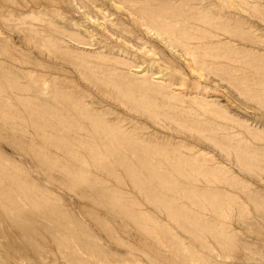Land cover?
Here are the masks:
<instances>
[{
	"label": "rangeland",
	"instance_id": "obj_1",
	"mask_svg": "<svg viewBox=\"0 0 264 264\" xmlns=\"http://www.w3.org/2000/svg\"><path fill=\"white\" fill-rule=\"evenodd\" d=\"M139 1L138 14L145 10L161 15L163 24L187 34L186 44L197 61L213 65L209 75L197 79L187 57L149 31L123 0H0V72H10L21 87L45 89L39 92L32 87L18 101L0 84V170L17 180L0 175L4 192L0 203L16 204L22 212H13L12 224L0 204V261L72 264L69 259L77 255L80 264H264V172L240 169L246 163L264 166V0H245L250 6L258 5V14L227 13L217 0ZM197 4L214 13L226 12L228 19L197 14L193 10ZM226 30L233 34H225ZM218 41L229 44L217 47ZM101 56L109 60H100ZM104 68L127 73L129 81L108 80L122 85L130 97L104 89ZM224 69L234 70L222 73ZM162 82L166 95H176V100L163 98L151 86ZM148 83L151 87L144 88ZM245 87L253 92L247 95ZM72 104H78L77 111L69 107ZM80 112L130 134L134 139L125 150L155 148L160 155L149 151L144 158L131 155L125 161L132 168L128 171L122 157L116 162L107 153V146L95 142L92 148L100 155L87 154L86 144L91 147L101 133L80 120ZM60 116L82 122L80 132L86 136L80 143L77 129L61 123ZM195 131L219 138L216 143L224 152L214 141L196 140ZM226 151L232 154L225 157ZM143 160L159 168L177 189L160 188L144 171ZM188 164L199 172L189 175ZM176 166H186L187 171L179 174ZM19 187L38 193L49 205L41 212L31 208L15 191ZM6 197L14 204L5 203ZM211 200L223 208L211 206ZM162 201L180 207L200 226L221 231L224 238L218 241L196 226L201 233L198 239L170 218ZM26 215L35 218L28 216L29 221ZM46 219L55 220V225ZM16 223L29 226L30 231H18ZM52 226L55 231H47ZM53 231L65 251L63 258L50 242ZM32 240L46 241L49 255L34 258ZM7 241L15 256L4 248ZM68 247L75 248L72 254Z\"/></svg>",
	"mask_w": 264,
	"mask_h": 264
},
{
	"label": "bare ground",
	"instance_id": "obj_2",
	"mask_svg": "<svg viewBox=\"0 0 264 264\" xmlns=\"http://www.w3.org/2000/svg\"><path fill=\"white\" fill-rule=\"evenodd\" d=\"M124 1V3L129 7V11L130 12H132V13H137L138 14V6H139V4H140V1L138 0H123ZM217 1H220L221 3H222V8H224L226 11H227V13H230V12H241V13H253V14H258L259 13V11H258V5L257 4H255V3H253V5H248V2L247 1H245V0H217ZM255 5V6H254ZM193 10L194 11H196L197 12V14H203V13H210V14H212L213 15V20H217V21H222V20H226V19H228L225 15V13L226 12H222L221 10L220 11H216L215 13L213 12V11H211L210 10V8L209 7H207L206 5H203V4H197L196 5V7H194L193 8ZM141 11V10H140ZM139 15V17H140V19H141V21H142V24L149 30V31H151V32H153L158 38H160L162 41H164L165 43H166V45L171 49V50H173V49H179L182 53H183V55L185 56V57H187V61H188V67H190L191 69H192V72H194L195 73V75H196V78L197 79H201L202 77H203V75L204 74H208L209 75V70L210 69H212V67H213V65H211V64H207V63H205V62H199V61H197V58L195 57V54H194V52H193V50L190 48V47H188L187 45L188 44H186V42L188 41V37H187V34L185 33V32H183V31H180V30H177V31H175L174 30V28L173 29H171V25L170 24H168V23H166V24H163V22L164 21H162L161 20V15L160 16H158V15H156V14H154V13H152V12H146L145 10L144 11H142L141 13H139L138 14ZM205 23H208V22H205ZM174 24H178V25H180V23L179 22H174ZM186 27V26H185ZM184 27V28H185ZM194 28H197V26H193ZM225 34H228V35H232L233 33L232 32H230V31H225L224 32ZM232 33V34H231ZM229 44V41L227 42V43H220L219 41L218 42H216L214 45L215 46H225V45H228ZM48 46V45H47ZM229 49H227V51L228 52H232V50L233 49H231V47H228ZM96 55V54H95ZM227 58H229V59H231V57L229 56V54L227 55ZM100 60H105V61H108L109 59L107 58V57H104V56H101L100 57ZM114 63L115 64H122V65H124V66H127V64H125L124 62H121V61H118V60H115L114 61ZM101 68V67H100ZM214 68H215V66H214ZM216 69V71H218V69L217 68H215ZM103 70H105V71H107V69H103ZM228 70H234V69H228ZM227 69H224V70H222L221 72L222 73H227L226 71H228ZM206 76V75H205ZM106 77H107V79H105L102 83H101V85L104 87V89L106 90V89H112L111 91H112V93H115L116 95H121V96H124V98L125 97H130V94H128L129 92H125V91H123L122 90V85H119L118 83H113V82H111V81H109L108 79L110 78V77H116V78H121V79H125L126 81H129L128 80V76H127V73H124V72H122L121 70H117L116 68H113V69H110V70H108L107 72H106ZM233 79V78H232ZM0 84H2V85H4V88L5 89H2V91L3 92H5L8 96H10L11 98H13L14 100H18V101H20L21 99H23L22 97L24 96V95H22V92H24V91H28V90H30V89H37V90H39V92L42 90V91H45V89L43 88V87H41V88H38V87H34V86H28V87H26V86H23V87H21L17 82H16V80L14 79V76L13 75H11V73L10 72H5V71H1L0 72ZM149 84V83H148ZM164 83L162 82V83H154V85L153 84H151V86L153 87H157L161 92H163V93H165V88H166V86H164L163 85ZM150 84L149 85H147V84H144V88H146V89H149L150 87ZM33 87V88H32ZM165 90V91H164ZM238 90V89H237ZM245 90H246V93H247V95L248 94H251V92H253V91H251V89H249V88H246L245 87ZM41 91V92H42ZM238 91H241V90H238ZM161 92H159V94L163 97V98H165V99H169V100H176V95H172V94H170V95H166V93L165 94H161ZM242 92V91H241ZM44 93V92H43ZM242 93H244V92H242ZM257 93V92H256ZM189 99H191V100H194L195 98H196V96L195 97H188ZM126 99V98H125ZM26 100V99H25ZM42 101H43V99H42ZM46 101V100H45ZM26 102H28V101H26ZM29 102H30V100H29ZM33 102V101H32ZM32 102H30V103H32ZM47 102H48V100H47ZM47 102H42V103H44L43 104V106L45 107L46 106V108L48 107L49 108V104L47 103ZM42 103L40 104V105H42ZM27 105V104H26ZM33 106H36V105H33ZM42 106V107H43ZM68 107V106H67ZM66 107V108H67ZM69 107L70 108H72V109H74V110H78L77 108L79 107L78 106V104H72V105H69ZM47 110H50V109H47ZM48 114V113H47ZM79 119L80 120H82V121H84V120H86L87 122H89V123H91L96 129H98L99 131H100V135L96 138V141H93V143H91L92 145H91V147H90V145H89V143L88 144H86V145H88L89 146V149H88V152H87V154L89 153V155H91L92 156V153L93 152H96V149H94V148H92L93 147V145H94V143L95 142H97V143H99V144H101V145H104V146H107V153L109 154V155H111V156H113V158L114 157H116V160H118L117 158H118V156L119 157H122V159L123 160H121L122 161V166L124 167L125 166V169H127L128 171H132V168L128 165V163L127 162H129L128 160H127V162H125L126 161V158H128L129 156H131V155H134V156H139V157H141V156H143V154L144 153H146V151H149L152 155H160V151L157 153V151L158 150H156L155 148L154 149H150V148H144V147H140V150L138 151V150H125L126 148H125V146H127V144H128V142H130V140H132V139H134L133 137H131V135L130 134H126L125 132H123L122 130H119V129H117L116 127L114 128V127H109V126H106V125H104L103 123H99V122H97V120H96V117L95 116H93V115H91V114H89V113H82V112H80L79 113ZM1 119V118H0ZM79 119H72V118H66V117H64V116H60L59 117V121L61 122V123H68L69 125H70V127L72 128V129H74V128H76L77 129V131H78V135H79V140H78V142L80 143L81 142V140H82V136L83 137H85L86 135L85 134H81V132L80 131H82V130H84V128L83 127H81L80 125H79V123H82V122H80V120ZM85 135V136H84ZM195 136L194 137H196V140H198V141H208V142H213V145L215 146V147H219V145H217V141H219L218 139L219 138H212V137H209V136H205V135H202V132L201 131H195V134H194ZM224 137H230V136H228L227 134H225V136ZM231 138V137H230ZM94 139V138H93ZM227 144H229V143H227ZM32 149V148H31ZM150 149V150H149ZM219 149L222 151V152H224L223 151V149L221 148V147H219ZM32 152H33V150H32ZM37 152V151H36ZM42 152V151H41ZM97 154H99L100 155V153L99 152H96L95 154H93V156H96L97 157ZM151 154H149V155H151ZM225 155V157H227V156H230L232 153H229V152H225L224 153ZM45 156V155H44ZM146 156V155H145ZM233 156H234V159L238 162V155L236 154V153H234L233 152ZM137 158V157H136ZM142 158H144V156L142 157ZM142 158L140 159V162H142ZM146 158H147V156H146ZM145 158V159H146ZM115 159V158H114ZM92 160L93 161H95V157H93L92 158ZM41 161H42V159H41ZM106 161V160H105ZM137 161H139V158H138V160ZM143 161H145V160H143ZM116 162H119V160L118 161H116ZM146 162V163H145ZM144 163H145V165H144V171L151 177V179H154L155 181H157V183H158V186L160 187V188H164V189H168V190H175V189H177V187L178 186H173V185H171L170 184V181L169 180H167V178H166V176L162 173V172H160V170H159V168H158V170H157V168L154 166V165H150L149 166V164H148V161H145ZM143 163V162H142ZM5 165H6V163H5ZM5 165H2L1 167H3V166H5ZM131 165V164H130ZM121 166V167H122ZM7 167V166H6ZM185 167L186 166H184V167H180V166H176L175 168H174V170L177 172V173H179V174H182L183 172H186L187 170L185 169ZM188 167H189V172H188V174L190 175V174H192V173H198L199 172V170H197L196 168H193L191 165H189L188 164ZM244 168V170L245 171H250V172H253L254 173V171L255 170H257V171H262V172H264V166H254V165H249V164H244V165H242V164H240V169H243ZM13 169V168H12ZM124 169V168H123ZM126 170V171H127ZM201 171V170H200ZM202 171H205V172H214L215 171V169H213V168H204ZM129 174H131L130 172H128ZM128 174V175H129ZM264 174V173H263ZM0 175L3 177H6V178H8V179H13L14 177L11 175V174H7L6 173V171H4V169L3 170H0ZM19 175V174H18ZM134 175H136V173L134 174ZM134 175H132V177H134ZM82 178H79L77 181L78 182H80V184L81 183H83V176H81ZM130 178H131V175L129 176ZM153 177V178H152ZM86 178V177H85ZM135 178V177H134ZM137 178V177H136ZM136 178H135V180H136ZM15 180H16V178H14ZM137 179H139V177L137 178ZM17 181V180H16ZM86 181H88V180H86ZM91 181V180H90ZM89 181V182H90ZM154 181V182H155ZM19 182H21V180L19 181ZM134 182V181H133ZM140 182V181H139ZM14 183V182H13ZM16 183V182H15ZM135 183V182H134ZM138 185L139 184H141V183H138V182H136ZM157 185V184H156ZM3 186V185H2ZM15 186V185H14ZM17 186H18V184H17ZM139 186H142V185H139ZM3 187H5L6 188V186H3ZM22 187V186H21ZM144 189V188H143ZM10 190V189H9ZM8 190V191H9ZM31 190V189H30ZM145 190H146V188H145ZM145 190H144V192H145ZM15 191H17L20 195L19 196H21V198L24 200V201H26V203H28V205L31 207V208H35L36 210H38V211H40V209H44V207L48 204V202H47V200L45 199V198H42V197H39L37 194H35V193H30V192H28V190H26V189H24V188H17V190H15ZM9 192H11V191H9ZM151 192V191H150ZM2 193L4 194V192L3 191H1V189H0V196L2 195ZM5 193H7V192H5ZM146 194H150V193H147V192H145ZM9 195H10V193H9ZM8 194H7V197L9 196ZM12 195H13V193H12ZM12 195H10V196H12ZM4 198L5 200H4V202L5 203H8V204H14V203H12V202H10L8 199H10V198ZM13 197V196H12ZM12 197H11V199H12ZM3 198V197H2ZM21 198H20V200H21ZM115 199V198H114ZM117 199V198H116ZM116 199L114 200L115 202H117L118 203V201H116ZM19 200V199H18ZM19 200V201H20ZM12 201V200H11ZM15 201V200H14ZM3 202V203H4ZM10 202V203H9ZM17 202V201H16ZM21 202V201H20ZM18 203V202H17ZM116 203V204H117ZM121 203V202H120ZM1 204V203H0ZM119 204V203H118ZM161 204L162 205H164V206H162L163 208H165L168 212H169V216H170V218L173 220V221H176L177 222V224H180L181 225V227H185V228H187L188 230H189V233L191 232V234L192 235H195L198 239H200V237H201V233H199L198 231H197V229H196V226H198V227H201V228H205L206 230H207V232L209 233V234H211V236L212 237H214V239H216V240H218V241H220V240H222L223 238H224V234L221 232V231H219V230H216V229H212V228H209V227H207V226H205V225H201L200 226V224H197V223H195L194 221V219H195V217H193V216H190V215H187L185 212H183V211H181V208L180 207H176V206H170V205H167V203H164L163 201L161 202ZM200 204V203H199ZM2 205V207H1V210H3L4 212H5V216H6V219H7V221H9L10 223H14L15 222V220H16V218H15V220H12L13 219V212L14 213H16L15 211H18L19 210V212H21L20 211V209L17 207V208H15V206H18V205H14V207L12 206V205H9V207H6V206H3V204H1ZM20 205H22L21 203H20ZM49 205V204H48ZM47 205V206H48ZM210 205L211 206H215L216 205V208L217 209H221V208H223V204H219V202L217 203V202H215L214 200H211V202H210ZM23 207V206H22ZM50 207H53V205L51 206L50 205ZM117 207V206H116ZM48 208V207H47ZM35 209H34V211H35ZM46 209V208H45ZM50 209V208H49ZM49 209H48V211H45V213H49ZM51 210V209H50ZM55 210V208L53 209V211ZM170 210V211H169ZM24 211H28V210H24ZM32 211V210H31ZM33 211V212H34ZM44 211H42V212H44ZM61 210H59V212H60ZM19 212H18V214L16 215V216H18L19 215ZM29 212H30V210H29ZM41 212V211H40ZM39 212V213H40ZM52 212V211H51ZM62 212V211H61ZM22 213V212H21ZM34 213H37V211L36 212H34ZM30 214H32L31 212H30ZM21 215V214H20ZM37 215V214H36ZM43 215V214H42ZM45 215V214H44ZM48 215V214H47ZM51 214H49V216H50ZM29 215H26V218H28L29 219V217H32V215L31 216H29ZM40 216H41V214H40ZM46 216V215H45ZM20 217V216H19ZM25 217V216H24ZM34 218H35V216H33ZM32 217V218H33ZM47 218H48V216H46ZM51 217V216H50ZM50 217H49V219L48 220H50L51 221V219H50ZM23 218V216L21 217V219ZM25 218V219H26ZM64 218V217H63ZM20 219V218H19ZM24 219V218H23ZM37 216H36V221H37ZM53 219V218H52ZM32 221H33V224H34V220L33 219H31ZM43 220V219H42ZM41 220V221H42ZM47 219H46V221L44 220V222H46V223H49V224H53V221H54V224H53V226L55 225V220H56V218H55V220H52V223H50V222H47L48 221ZM6 221V222H7ZM18 221V220H17ZM16 221V222H17ZM21 221V220H20ZM29 221H30V219H29ZM38 221H40V220H38ZM37 221V222H38ZM22 222V221H21ZM44 222H42V223H44ZM59 222V221H58ZM24 223V222H23ZM31 223V222H30ZM36 223V222H35ZM62 223V222H61ZM64 223V222H63ZM189 223V224H188ZM39 224H41L40 222H39ZM15 226V228H18L19 230L18 231H22V230H20V229H24V230H29L30 228H29V226H25V224L24 225H22V223L19 225V224H14ZM44 225H46V224H44ZM48 225V224H47ZM58 225V224H57ZM56 225V226H57ZM59 225H60V223H59ZM58 225V226H59ZM187 225H188V227H187ZM31 226V225H30ZM34 227L36 226V225H33ZM37 226H39V225H37ZM36 226V228H38ZM41 226V225H40ZM39 226V227H40ZM43 226V225H42ZM41 226V227H42ZM51 226V225H50ZM53 226L52 227H50V228H48V230L47 229H44V230H47V231H51L52 229H53ZM33 227V228H34ZM49 227V226H48ZM60 227V226H59ZM58 227V230L59 229H62L63 230V228H59ZM32 228V227H31ZM43 228V227H42ZM46 228H47V226H46ZM52 228V229H51ZM64 228H66V226H64ZM68 228V227H67ZM35 229H33V231H34ZM40 231H41V229H39ZM43 230V231H44ZM54 230V229H53ZM67 230H69V229H66V231ZM71 230V229H70ZM11 231V230H10ZM30 231V230H29ZM32 231V230H31ZM55 231V230H54ZM50 232L49 233V235H48V233L47 232H45V233H47V234H45L44 232H42L43 234H45V235H48L49 236V238H50V242L54 245V248L56 249V252L59 254V256H61L62 258L64 257L63 256V254L65 253V251H64V253H63V251L61 250L62 248H61V246L59 245V243H58V241H57V239H58V235H54L53 233H57V232ZM13 232V231H12ZM63 232H65V231H63ZM10 233V232H9ZM14 233V232H13ZM22 233V232H21ZM26 233H27V231H26ZM37 233V232H36ZM28 234H32V233H30V232H28ZM34 234V233H33ZM59 234V233H58ZM69 234V233H68ZM35 235V234H34ZM34 235H31L32 236V238H33V236ZM39 235H40V233H39ZM69 235H71V232H70V234ZM21 236V235H20ZM36 236L37 235H35L34 237L36 238ZM47 236V237H48ZM60 236L61 235H59V238H60ZM63 234H62V237L61 238H63ZM72 236V235H71ZM70 236V238H72ZM1 237V236H0ZM23 237V236H22ZM25 237V236H24ZM41 238V237H40ZM39 238V240L40 241H42L43 239H40ZM43 238V237H42ZM3 239H4V237H3ZM74 239V238H73ZM73 239H71V241L73 240ZM2 240V239H1ZM6 240V239H5ZM26 241H27V239H25ZM25 240H24V242H25ZM30 240V239H29ZM35 240V239H34ZM38 240V239H37ZM62 240V239H61ZM33 241V240H32ZM31 241V242H32ZM34 242V241H33ZM2 243V242H1ZM26 243V242H25ZM34 243H36V242H34ZM34 243H33V245H34ZM45 243H46V241H45ZM44 243V244H45ZM26 244H29V242L28 243H26ZM42 244H43V242H42ZM40 244V243H36L35 245H34V247H32L33 245H31V243H30V246H31V248H33L32 249V253L34 254V258H38V259H42L43 258V256H45L46 254H48L49 252H50V250L49 249H47V247L43 244ZM25 245V244H24ZM3 246H4V248H6L7 250H9L10 251V254L12 255V256H15V250H14V248H12L13 246H12V243H11V241H7V242H5L4 244H3ZM66 246V245H65ZM65 246H63L62 245V247H65ZM74 246H75V244H74ZM73 246V247H74ZM70 247H72V246H70ZM70 247H68L67 249H69ZM29 248V247H28ZM64 249V248H63ZM66 249V250H67ZM73 250L75 249V248H72ZM72 250V251H73ZM71 251V249H69V251H68V254L69 253H71L70 252ZM67 252V251H66ZM73 253V252H72ZM71 253V254H72ZM78 254V253H77ZM49 255V254H48ZM65 255V254H64ZM74 255V254H73ZM18 256V255H17ZM66 256H68V255H66ZM71 256V255H70ZM75 256V255H74ZM60 257V258H61ZM71 258H73V259H69L70 260V262H72V264H80L79 262H78V256L76 255L75 257H71ZM76 258V259H75ZM69 262V261H68ZM6 264V263H4L3 261H0V264ZM25 263V262H24ZM9 264H18L15 260L13 261V262H10ZM28 264V263H27Z\"/></svg>",
	"mask_w": 264,
	"mask_h": 264
}]
</instances>
